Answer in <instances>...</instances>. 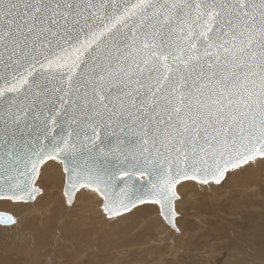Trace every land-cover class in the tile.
Returning a JSON list of instances; mask_svg holds the SVG:
<instances>
[{
  "label": "snow or ice",
  "instance_id": "6c2138e0",
  "mask_svg": "<svg viewBox=\"0 0 264 264\" xmlns=\"http://www.w3.org/2000/svg\"><path fill=\"white\" fill-rule=\"evenodd\" d=\"M262 160L264 0H0V203L53 181L179 232L178 186Z\"/></svg>",
  "mask_w": 264,
  "mask_h": 264
},
{
  "label": "rangeland",
  "instance_id": "374dc122",
  "mask_svg": "<svg viewBox=\"0 0 264 264\" xmlns=\"http://www.w3.org/2000/svg\"><path fill=\"white\" fill-rule=\"evenodd\" d=\"M184 185L177 232L153 206L114 219L95 196L68 208L49 181L28 211L0 208L17 217L0 226V264H264V160L219 186Z\"/></svg>",
  "mask_w": 264,
  "mask_h": 264
},
{
  "label": "bare ground",
  "instance_id": "6f19581e",
  "mask_svg": "<svg viewBox=\"0 0 264 264\" xmlns=\"http://www.w3.org/2000/svg\"><path fill=\"white\" fill-rule=\"evenodd\" d=\"M249 167V166H248ZM192 184L191 183H186L185 185H184V189H188V187L189 186H191ZM180 187L178 186V189H179ZM190 189V188H189ZM2 207H10V204H7V203H0V208H2ZM0 211H4V210H0ZM7 212V211H6ZM10 214H13V213H11V212H9ZM231 257V256H230ZM229 257V258H230ZM225 264H228L227 262L225 263ZM235 264H239V263H235ZM242 264H247V262L246 261H242Z\"/></svg>",
  "mask_w": 264,
  "mask_h": 264
}]
</instances>
